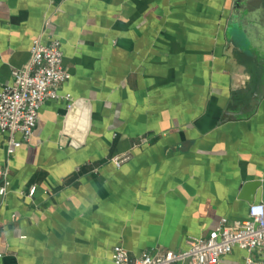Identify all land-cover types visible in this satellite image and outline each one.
<instances>
[{
	"label": "crops",
	"instance_id": "1",
	"mask_svg": "<svg viewBox=\"0 0 264 264\" xmlns=\"http://www.w3.org/2000/svg\"><path fill=\"white\" fill-rule=\"evenodd\" d=\"M236 1L0 0V84L36 38L59 40L68 73L11 156L0 132V264H112L114 245L178 251L247 219L241 185L264 178V0ZM247 256L261 258L234 247L217 264Z\"/></svg>",
	"mask_w": 264,
	"mask_h": 264
},
{
	"label": "built area",
	"instance_id": "2",
	"mask_svg": "<svg viewBox=\"0 0 264 264\" xmlns=\"http://www.w3.org/2000/svg\"><path fill=\"white\" fill-rule=\"evenodd\" d=\"M67 78L59 40L53 38L43 42L34 39L27 62L11 71L10 84H0V132L6 136L7 156H11L17 147L29 140L41 104L58 98V89ZM130 159L131 153L125 151L112 155L109 161L119 168ZM8 185V168L2 165L0 196L7 192ZM247 213V219L232 225L228 224L226 218H221L212 230L187 240L186 247L178 251L166 250L160 254L130 258L122 245H114L111 250L112 264H217L234 247L244 249L248 255L259 251L261 258L258 262L249 256L245 262L264 264V204H250Z\"/></svg>",
	"mask_w": 264,
	"mask_h": 264
},
{
	"label": "water",
	"instance_id": "3",
	"mask_svg": "<svg viewBox=\"0 0 264 264\" xmlns=\"http://www.w3.org/2000/svg\"><path fill=\"white\" fill-rule=\"evenodd\" d=\"M239 0L235 2V8H239ZM68 116L67 122L74 120L77 113L81 114L83 128L80 133L83 135L88 125V105L84 100H76L72 104L68 103ZM81 138V137H80ZM260 187L261 189V202L264 204V178L248 179L245 180L240 189L239 196L246 201L247 204L254 202V192Z\"/></svg>",
	"mask_w": 264,
	"mask_h": 264
}]
</instances>
